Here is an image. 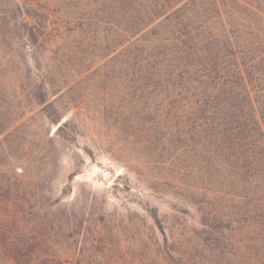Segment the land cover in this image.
<instances>
[{
  "label": "trees",
  "instance_id": "1",
  "mask_svg": "<svg viewBox=\"0 0 264 264\" xmlns=\"http://www.w3.org/2000/svg\"><path fill=\"white\" fill-rule=\"evenodd\" d=\"M97 51L180 170L210 173L190 188L209 254L197 261L166 236L136 264H264V0H0L1 85L12 76L52 122L60 111L48 98L63 91L67 63ZM3 103L0 132L11 127ZM90 214L45 205L27 177L0 173V264H74L68 238L104 221Z\"/></svg>",
  "mask_w": 264,
  "mask_h": 264
},
{
  "label": "rangeland",
  "instance_id": "2",
  "mask_svg": "<svg viewBox=\"0 0 264 264\" xmlns=\"http://www.w3.org/2000/svg\"><path fill=\"white\" fill-rule=\"evenodd\" d=\"M83 37H71L73 46ZM95 55L67 63L63 91L48 98L57 101L49 110L59 109L57 122L21 95L12 76L0 82L2 112L11 118L0 132V173L27 177L45 205L62 201L104 216L96 228L70 232L66 258L74 264H136L166 236L200 261L209 253L200 246L204 227L190 188L210 173L180 170L173 146L131 116L141 110V117L143 105L132 102L129 81ZM43 260L33 257L34 264Z\"/></svg>",
  "mask_w": 264,
  "mask_h": 264
}]
</instances>
